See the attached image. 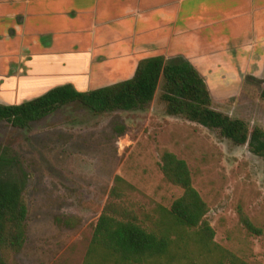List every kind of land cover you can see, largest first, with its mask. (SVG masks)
I'll use <instances>...</instances> for the list:
<instances>
[{"label":"rangeland","instance_id":"obj_1","mask_svg":"<svg viewBox=\"0 0 264 264\" xmlns=\"http://www.w3.org/2000/svg\"><path fill=\"white\" fill-rule=\"evenodd\" d=\"M251 79L217 106L251 130H264V81ZM163 85L161 79L157 97L143 111L97 116L72 104L26 129L0 124V149L18 156L28 174L27 239L8 264H85L117 176L135 187L130 201L140 219L157 223L161 209L183 195L161 171L166 151L187 162L209 207L215 243L248 264H264V233L251 235L238 213L242 207L264 231V159L217 130L168 115Z\"/></svg>","mask_w":264,"mask_h":264},{"label":"crops","instance_id":"obj_2","mask_svg":"<svg viewBox=\"0 0 264 264\" xmlns=\"http://www.w3.org/2000/svg\"><path fill=\"white\" fill-rule=\"evenodd\" d=\"M153 57L187 60L214 103L232 99L264 81V0H0L2 105L121 83Z\"/></svg>","mask_w":264,"mask_h":264},{"label":"trees","instance_id":"obj_3","mask_svg":"<svg viewBox=\"0 0 264 264\" xmlns=\"http://www.w3.org/2000/svg\"><path fill=\"white\" fill-rule=\"evenodd\" d=\"M161 79L164 85L160 99L168 115L217 130L222 137L236 145H247L252 154L264 159V130H251L244 120L220 111L203 77L181 58L142 60L132 79L89 92L65 85L20 105L0 104V124L26 129L72 104L97 116L143 111L153 103ZM160 166L165 180L181 188L183 195L170 209L162 208L159 221L149 225L140 219L130 201L135 187L117 176L96 223L85 264H248L215 243V231L207 219L209 207L194 187L187 162L166 151ZM27 181L28 174L19 157L1 148L0 264H8L9 257L19 254L26 243ZM238 213L251 235H263V229L250 220L242 207Z\"/></svg>","mask_w":264,"mask_h":264}]
</instances>
